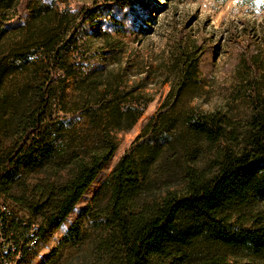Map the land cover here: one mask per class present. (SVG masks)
<instances>
[{
  "label": "rangeland",
  "instance_id": "1",
  "mask_svg": "<svg viewBox=\"0 0 264 264\" xmlns=\"http://www.w3.org/2000/svg\"><path fill=\"white\" fill-rule=\"evenodd\" d=\"M105 4L120 26L101 16L76 27L83 7ZM73 28L78 37L62 49L66 69L52 74L51 44L66 40ZM263 70L264 0H153L145 11L115 0H0V165L24 117L39 110L46 125L44 142L52 150L41 166L15 173L1 189L0 201L42 224L50 209V188L65 182L103 138L116 144L60 225L22 264H117L120 248L106 240L113 221L104 214L109 212L110 174L125 149L168 96L174 101L160 132L169 142L157 148V160L146 167L136 201L177 185L186 168L214 170L216 150L225 142L208 141L190 130L185 118L218 111L241 136L253 106L251 88L263 82ZM43 89L47 100L42 104ZM124 102L140 113L130 127L114 129V107L124 110ZM138 142L133 156L144 158L148 142ZM259 207L231 206L229 224H248ZM184 250L183 264L210 255L229 263L249 258L244 249L209 238Z\"/></svg>",
  "mask_w": 264,
  "mask_h": 264
},
{
  "label": "trees",
  "instance_id": "2",
  "mask_svg": "<svg viewBox=\"0 0 264 264\" xmlns=\"http://www.w3.org/2000/svg\"><path fill=\"white\" fill-rule=\"evenodd\" d=\"M115 1L124 7L136 5L141 11L153 3V0ZM108 5L83 7L76 27L89 26L101 16L109 18L111 25L120 26L115 22L117 18L106 11ZM77 35L73 28L66 40L51 44L48 63L52 74L65 71L61 63L62 49L76 40ZM262 74L263 82L251 88L253 106L248 128L241 136L236 133V125L221 112L186 116L185 123L190 130L203 134L208 141L225 142L224 147L216 150L214 170L186 168L177 185L165 186L158 197L136 201L145 185L146 167L157 160V148L169 142L165 131L160 132L163 115L174 101L169 102L168 96L141 134L125 149L110 174L109 212L104 214L106 220L113 221L106 240L120 248L117 264H183L188 257L184 248L201 238L242 248L249 258L244 263H229L220 255H210L194 264H264V70ZM46 92L41 91L42 104L47 100ZM124 104V110L114 107V129L130 127L140 113L131 102ZM42 117L40 110L24 117L12 150L0 165V191L15 173L37 168L51 156V144L44 142L46 125ZM139 138L148 144L144 158L137 159L133 150ZM115 148L111 137L103 138L89 150L86 158L77 162L65 182L50 188L47 193L50 209L42 224L0 201V264H22L45 234L60 225ZM247 203H257L260 207L249 217L248 224L231 226L229 208ZM31 222L38 224L35 233L38 240L33 245H29Z\"/></svg>",
  "mask_w": 264,
  "mask_h": 264
},
{
  "label": "built area",
  "instance_id": "3",
  "mask_svg": "<svg viewBox=\"0 0 264 264\" xmlns=\"http://www.w3.org/2000/svg\"><path fill=\"white\" fill-rule=\"evenodd\" d=\"M3 209H5V208L3 207ZM37 231H38V224L36 222H31L29 225V234L32 235V238L30 239L29 245H33L37 242L38 237L35 234ZM9 264H14V263L12 262Z\"/></svg>",
  "mask_w": 264,
  "mask_h": 264
}]
</instances>
